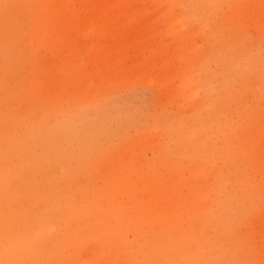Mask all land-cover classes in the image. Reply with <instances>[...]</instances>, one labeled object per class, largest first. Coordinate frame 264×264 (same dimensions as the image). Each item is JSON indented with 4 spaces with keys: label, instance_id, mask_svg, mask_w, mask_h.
<instances>
[{
    "label": "rangeland",
    "instance_id": "1",
    "mask_svg": "<svg viewBox=\"0 0 264 264\" xmlns=\"http://www.w3.org/2000/svg\"><path fill=\"white\" fill-rule=\"evenodd\" d=\"M107 7L0 0V264H264V0Z\"/></svg>",
    "mask_w": 264,
    "mask_h": 264
},
{
    "label": "bare ground",
    "instance_id": "2",
    "mask_svg": "<svg viewBox=\"0 0 264 264\" xmlns=\"http://www.w3.org/2000/svg\"><path fill=\"white\" fill-rule=\"evenodd\" d=\"M58 5L61 8L67 9V7L70 5V7L77 6L79 11H84L86 18L82 17L80 20H77L78 25L83 26L85 28H88L89 32H93L94 27L96 24H94L93 20L90 22L87 21V19H93L91 14L96 10L97 6L104 5L108 6L109 9H116L120 5H124L128 3L130 0H56ZM171 3L174 2V0H169ZM107 7V8H108ZM175 21L178 20V18L174 19ZM106 33V28L104 30H99L98 34L102 35ZM133 36L137 34V30L134 28V30L130 31ZM79 264H97L91 261H87L84 263H79Z\"/></svg>",
    "mask_w": 264,
    "mask_h": 264
}]
</instances>
